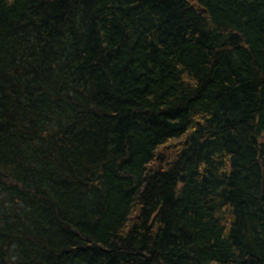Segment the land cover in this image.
<instances>
[{"label":"trees","instance_id":"trees-1","mask_svg":"<svg viewBox=\"0 0 264 264\" xmlns=\"http://www.w3.org/2000/svg\"><path fill=\"white\" fill-rule=\"evenodd\" d=\"M0 264H264V0H0Z\"/></svg>","mask_w":264,"mask_h":264}]
</instances>
